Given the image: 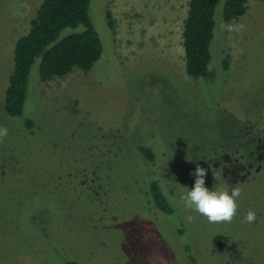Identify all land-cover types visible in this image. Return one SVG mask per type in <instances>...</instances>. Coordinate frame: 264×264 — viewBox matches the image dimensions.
<instances>
[{"label": "rangeland", "instance_id": "obj_1", "mask_svg": "<svg viewBox=\"0 0 264 264\" xmlns=\"http://www.w3.org/2000/svg\"><path fill=\"white\" fill-rule=\"evenodd\" d=\"M42 1L0 0V127L8 129L0 141V264H264V0H250L229 24L219 0L209 79L186 72L189 0H91L101 58L87 72L44 82L40 57L23 116H10L15 43ZM83 29L65 28L59 38ZM139 145L153 150L154 164ZM197 164L209 188L214 172L220 185L241 189L232 223L212 224L184 207ZM155 179L171 214L153 204ZM249 210L256 221L241 223Z\"/></svg>", "mask_w": 264, "mask_h": 264}, {"label": "trees", "instance_id": "obj_2", "mask_svg": "<svg viewBox=\"0 0 264 264\" xmlns=\"http://www.w3.org/2000/svg\"><path fill=\"white\" fill-rule=\"evenodd\" d=\"M250 0H225L223 20L225 24L240 18L248 9ZM219 0H189L187 17L183 28L185 68L188 75L206 79L214 73L209 69L212 60L211 43L216 27L215 13ZM91 0H43L31 20L29 30L19 37L14 48V68L9 77L5 94V110L10 116L24 114L28 93L30 71L41 57L39 75L42 81L49 82L55 77L63 78L75 69L89 71L101 58L103 43L91 20L89 9ZM108 25L115 32L112 13L106 12ZM83 25L81 32L59 38L68 27ZM227 60L224 67L227 68ZM31 118L25 119L28 129L34 126ZM137 149L151 164L155 155L150 147L139 145ZM149 194L155 207L171 214L174 209L159 182L149 184ZM226 238L214 237L217 246H222ZM65 264H80L76 260H66Z\"/></svg>", "mask_w": 264, "mask_h": 264}, {"label": "clouds", "instance_id": "obj_3", "mask_svg": "<svg viewBox=\"0 0 264 264\" xmlns=\"http://www.w3.org/2000/svg\"><path fill=\"white\" fill-rule=\"evenodd\" d=\"M243 25L236 28L237 31L243 29ZM227 30H233L232 25L227 26ZM65 82L62 86H66ZM8 135L6 127H0V141ZM208 170L199 164L196 165L194 173V186L189 189L186 187L184 193L181 194V201L187 210L194 211L205 217L209 223L221 224L232 223L236 218L239 208V198L241 197V189L239 187H230L229 185H220L218 181L220 177L213 172L216 181L212 188L206 186V176ZM192 216L188 217L191 221ZM256 221V212L249 210L241 220V223L252 224Z\"/></svg>", "mask_w": 264, "mask_h": 264}]
</instances>
